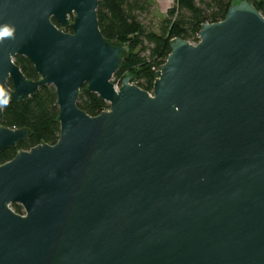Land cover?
Here are the masks:
<instances>
[{"label":"water","instance_id":"95a60500","mask_svg":"<svg viewBox=\"0 0 264 264\" xmlns=\"http://www.w3.org/2000/svg\"><path fill=\"white\" fill-rule=\"evenodd\" d=\"M97 7L0 0V120L52 85L60 125L0 164V264H264V16L237 0L197 43L175 38L148 92L114 87L127 49ZM72 12L73 33L50 21ZM84 85L109 108L80 109ZM28 136L0 124V152Z\"/></svg>","mask_w":264,"mask_h":264},{"label":"trees","instance_id":"16d2710c","mask_svg":"<svg viewBox=\"0 0 264 264\" xmlns=\"http://www.w3.org/2000/svg\"><path fill=\"white\" fill-rule=\"evenodd\" d=\"M248 1L264 16V0ZM232 4V0H174L158 29L154 30L141 19L151 8L150 0H98L97 19L102 35L127 49L113 78L121 83L125 76H130L135 85L151 92L157 71L170 53V43L175 38L197 43L202 24L224 19ZM13 61L28 80L39 78L26 57L17 55ZM77 105L91 116L109 108L97 94L87 91L86 85L80 89ZM3 115L0 124H8L13 129L25 126L30 136L0 152V164L22 148L43 143L52 145L59 138L58 107L52 85L41 87L27 100L5 105ZM10 206L17 213H23L20 205L12 203Z\"/></svg>","mask_w":264,"mask_h":264},{"label":"rangeland","instance_id":"374dc122","mask_svg":"<svg viewBox=\"0 0 264 264\" xmlns=\"http://www.w3.org/2000/svg\"><path fill=\"white\" fill-rule=\"evenodd\" d=\"M237 0H232L236 2ZM151 8L148 13L141 15V19L146 26L151 29L157 30L160 21L166 16L167 10L173 6L174 0H150ZM194 43V42H191ZM112 83L118 87L121 85L119 80L112 77Z\"/></svg>","mask_w":264,"mask_h":264},{"label":"flooded vegetation","instance_id":"af4514ba","mask_svg":"<svg viewBox=\"0 0 264 264\" xmlns=\"http://www.w3.org/2000/svg\"><path fill=\"white\" fill-rule=\"evenodd\" d=\"M66 18L68 20V24H66V25H62L61 23H59L54 16L50 17V21L56 26L57 29L61 30L63 33H73V29H72L71 24L74 21L75 13L74 12L68 13L66 15Z\"/></svg>","mask_w":264,"mask_h":264},{"label":"clouds","instance_id":"9594fccd","mask_svg":"<svg viewBox=\"0 0 264 264\" xmlns=\"http://www.w3.org/2000/svg\"><path fill=\"white\" fill-rule=\"evenodd\" d=\"M12 30L8 26L0 28V37L11 35Z\"/></svg>","mask_w":264,"mask_h":264},{"label":"built area","instance_id":"2783aa9c","mask_svg":"<svg viewBox=\"0 0 264 264\" xmlns=\"http://www.w3.org/2000/svg\"><path fill=\"white\" fill-rule=\"evenodd\" d=\"M132 84H134L133 82H131ZM135 85V84H134ZM114 87L116 88V89H118V86L117 85H114Z\"/></svg>","mask_w":264,"mask_h":264}]
</instances>
